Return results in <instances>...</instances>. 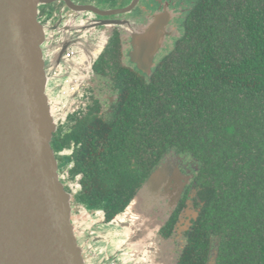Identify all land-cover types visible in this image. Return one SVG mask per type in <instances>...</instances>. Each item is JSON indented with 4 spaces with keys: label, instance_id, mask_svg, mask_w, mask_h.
<instances>
[{
    "label": "trees",
    "instance_id": "trees-1",
    "mask_svg": "<svg viewBox=\"0 0 264 264\" xmlns=\"http://www.w3.org/2000/svg\"><path fill=\"white\" fill-rule=\"evenodd\" d=\"M120 89L112 119L54 133L81 177L75 202L112 221L178 154L196 167L188 185L202 206L181 264H205L217 237L213 264H264V0H198L173 50L148 76L120 77Z\"/></svg>",
    "mask_w": 264,
    "mask_h": 264
},
{
    "label": "water",
    "instance_id": "water-1",
    "mask_svg": "<svg viewBox=\"0 0 264 264\" xmlns=\"http://www.w3.org/2000/svg\"><path fill=\"white\" fill-rule=\"evenodd\" d=\"M47 1L0 0V264H87L83 247L96 258L97 248L109 241L85 230L90 226L83 219L78 225L71 195L60 181L51 141L57 122L72 109L70 78H79L85 67L72 64L64 55L67 39L54 44V28L38 20L39 6ZM69 32L64 30V38ZM133 36L134 60L151 73L163 42L159 23L136 29ZM79 46L86 57L87 48ZM183 159L167 154L125 212L111 221L133 254L156 244L153 238L193 178L188 163L183 165L188 174L179 169ZM134 212L139 218H130ZM156 216L164 221H153ZM137 222L144 231L141 240Z\"/></svg>",
    "mask_w": 264,
    "mask_h": 264
},
{
    "label": "flooded vegetation",
    "instance_id": "flooded-vegetation-1",
    "mask_svg": "<svg viewBox=\"0 0 264 264\" xmlns=\"http://www.w3.org/2000/svg\"><path fill=\"white\" fill-rule=\"evenodd\" d=\"M124 1L48 0L39 6L38 20L56 29L53 33L55 44L66 42L67 39L68 47L64 55L70 62L75 56L78 58L84 55L81 54L83 50L80 43L88 51L81 61L85 70L79 78H70V87L74 84L79 87L70 88L74 93L73 105L64 119L59 121L61 137L70 134L73 127L87 118L97 117L104 121L112 119L121 98L120 77L128 73L144 76L150 74L134 60L138 43L133 33L136 29L145 30L152 28L156 22L159 23V36L163 38V42L156 53L151 69L153 71L157 60L173 50L176 40L183 36L186 21L198 0H128L132 1V5L127 8L122 5ZM118 22L122 24H117ZM65 29L70 30L67 38H64ZM52 148L59 165L60 181L71 195L76 219L82 215L96 218L102 214L104 222H109L103 209H90L75 202L76 195L81 191V177H72L70 148L61 151H56L53 146ZM187 186L177 210L175 209L176 221L173 229L167 233L163 228L158 233V243L152 244V247L141 254V262L138 260L135 264H145L146 259H154L156 250L167 255L172 264H181L188 233L195 230L202 211L195 189L192 184ZM218 239L219 237L210 240V255L205 264L215 263Z\"/></svg>",
    "mask_w": 264,
    "mask_h": 264
},
{
    "label": "crops",
    "instance_id": "crops-1",
    "mask_svg": "<svg viewBox=\"0 0 264 264\" xmlns=\"http://www.w3.org/2000/svg\"><path fill=\"white\" fill-rule=\"evenodd\" d=\"M49 25V24H48ZM52 28L53 26L50 25ZM55 32V27H53ZM59 30V28L57 29ZM55 44V40H54ZM87 51V49H86ZM85 57V55H82L80 58V62ZM83 219L85 225H89L90 228H85L87 231H94L92 234L94 235L96 232L100 233L103 237L106 238V240H109L104 247V249L99 250L97 248L96 254L103 256V261H101V264H135L139 260V253L133 254V252L130 250L128 251L124 247V243L122 242V231H120V228L118 225H110L111 221L104 222V217L102 214L97 215L96 218L86 217L83 216L81 218H78V224H81V220ZM90 222V223H89ZM99 231V232H98ZM100 238V245L103 243ZM103 245V244H102ZM132 252V253H130ZM145 251H143L144 253ZM142 253V254H143Z\"/></svg>",
    "mask_w": 264,
    "mask_h": 264
},
{
    "label": "rangeland",
    "instance_id": "rangeland-1",
    "mask_svg": "<svg viewBox=\"0 0 264 264\" xmlns=\"http://www.w3.org/2000/svg\"><path fill=\"white\" fill-rule=\"evenodd\" d=\"M132 1H128V0H125L124 2H123V7L124 8H127V7H130L132 4ZM138 10H140V8L138 9ZM142 11H143V7H142ZM126 14H128V13H126ZM125 14V16H127ZM80 58H81V56H78V58H77V56H75L73 59H72V61H71V63L72 64H77V65H79L80 64ZM73 87V85L70 87V88H72ZM77 87L78 86H76V87H74L73 89H77ZM57 94V93H56ZM50 101L52 102V99L50 98ZM73 105V104H72ZM59 118L60 117H62V115L60 114L59 116H58ZM61 119H64V116L61 118ZM60 121V120H59ZM59 121L57 122V126H58V124H59ZM178 163V162H177ZM185 163H188V161H187V159H183V161L181 162V163H179V164H177L178 165V167H179V169L181 170V172H184L185 174H188L187 172H186V170L183 168V165L185 164ZM192 166H193V162H189L188 163V167H189V170H191V172H193V169H192ZM186 188V187H185ZM184 188V189H185ZM184 191V190H183ZM77 215V214H76ZM77 218V217H76ZM130 218H139L138 217V215H136V213L134 212V214L132 215V214H130ZM156 218H157V220H153V221H164V219H162V217L161 216H156ZM138 223V225L140 226V223L139 222H137ZM79 225V224H78ZM77 224H76V227L77 228H79V226H78ZM90 232V231H89ZM144 231H143V229L141 228V226H140V229H139V238H140V240L142 239V238H144ZM153 240L154 241H156V243H158V241L160 240V237L159 236H157V237H154L153 238ZM152 243H153V241H152ZM153 245H150V247H152ZM148 248H149V245L147 246ZM148 248H146V249H144L143 251H146ZM157 249V248H156ZM143 251L139 254V258H140V256H141V254L143 253ZM83 252H84V257L86 258V262H87V264H93V263H99L100 261H103V256L102 255H99L98 257H96V258H93V256L92 255H94V257H95V254H93L92 252H93V250H88L86 247H83ZM140 262H141V260H139ZM145 264H172L171 263V261H170V259H168V256L167 255H164L163 253H161V251L160 250H156V255H154V259H152V258H148V259H146V261H145Z\"/></svg>",
    "mask_w": 264,
    "mask_h": 264
},
{
    "label": "built area",
    "instance_id": "built-area-1",
    "mask_svg": "<svg viewBox=\"0 0 264 264\" xmlns=\"http://www.w3.org/2000/svg\"><path fill=\"white\" fill-rule=\"evenodd\" d=\"M73 88V87H72Z\"/></svg>",
    "mask_w": 264,
    "mask_h": 264
}]
</instances>
